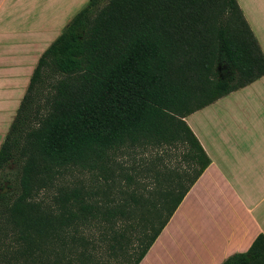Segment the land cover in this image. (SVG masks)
<instances>
[{
	"label": "trees",
	"instance_id": "trees-1",
	"mask_svg": "<svg viewBox=\"0 0 264 264\" xmlns=\"http://www.w3.org/2000/svg\"><path fill=\"white\" fill-rule=\"evenodd\" d=\"M103 1L90 0L42 54L0 148V179L10 164L20 173L15 196L0 195V244L7 225L24 242V260L6 264H139L183 195L120 190L113 201L121 176L135 183L118 172L117 156L184 145L200 175L210 161L184 119L264 77V54L237 0ZM48 68L60 78L36 105ZM69 170L106 189L62 188L56 212L41 208L37 192ZM133 240L140 250L130 253ZM222 264H264V235Z\"/></svg>",
	"mask_w": 264,
	"mask_h": 264
},
{
	"label": "crops",
	"instance_id": "crops-1",
	"mask_svg": "<svg viewBox=\"0 0 264 264\" xmlns=\"http://www.w3.org/2000/svg\"><path fill=\"white\" fill-rule=\"evenodd\" d=\"M237 1L264 54V0ZM7 3L1 1L0 12ZM3 27L0 19L1 38ZM11 53L8 45L0 49L3 92H11L20 55ZM184 121L210 163L199 175V163L185 157L191 153L182 145L186 167H163V184L150 195L183 199L139 264H222L264 235V77Z\"/></svg>",
	"mask_w": 264,
	"mask_h": 264
},
{
	"label": "rangeland",
	"instance_id": "rangeland-1",
	"mask_svg": "<svg viewBox=\"0 0 264 264\" xmlns=\"http://www.w3.org/2000/svg\"><path fill=\"white\" fill-rule=\"evenodd\" d=\"M2 0H0L1 3ZM0 12V19L4 21V30L7 25V32L4 38L0 37V49L6 50L10 48L13 55L19 53L17 57L18 63L16 70L11 71L10 91L3 92L0 89V106L3 105V110L0 111V146L6 139L10 126L18 114L20 104L28 92V87L34 69L38 64L39 57L46 51L49 46L61 35L64 29L70 24L81 10L89 4L90 0H9ZM107 2L104 0L100 3L101 6ZM8 18L9 23L6 21ZM9 34L8 37H5ZM34 43L29 45L27 43ZM4 44V45H3ZM3 45V46H2ZM36 52H32V51ZM13 57V56H11ZM221 77L229 76V69L226 65L218 67ZM60 77L50 68L44 72L43 84L38 85L36 91V105H43L44 100L52 92V84ZM7 99V100H6ZM35 105V106H36ZM32 106L29 110L30 114H34L36 107ZM35 110V111H34ZM40 115L46 113V109L42 106ZM1 148V147H0ZM186 148L182 145L176 147H149L146 150L133 149L129 152H124L117 156V163L121 167L119 173L129 174L135 178V183L127 186L124 178H119L117 188L110 191V197L116 202L120 199V190H132L144 196L151 198L150 191L160 188L157 186V178L155 174H162L163 167L166 169H175L186 167V162L183 155ZM154 165V169L153 166ZM169 165V166H168ZM168 167V168H167ZM149 168L152 170L149 171ZM19 168L16 164H10L4 169L0 179V195H9L11 198L15 196L18 187L15 185L19 179ZM84 186L87 189L101 188L106 189L103 181H98L88 173H80L76 170L65 171L63 175L55 181V184L45 190L37 192L35 202L41 208L51 209V212H56L54 198L58 195L59 189L72 188L74 186ZM101 194V192H100ZM147 196V197H146ZM166 211H162L160 220L164 219ZM155 228L159 225L156 222ZM152 225H150L151 227ZM148 232V231H147ZM150 233V232H148ZM20 232L11 225L5 226L2 230L0 244V264H6L12 256H18L23 261L24 256L21 254L24 248V242L19 239ZM138 236V234H136ZM139 243L133 240V245L130 247V253L140 250ZM129 248V247H128ZM116 262V260H111ZM120 261V259H119ZM19 264H27L20 262Z\"/></svg>",
	"mask_w": 264,
	"mask_h": 264
}]
</instances>
